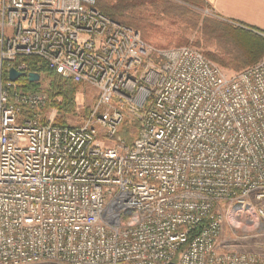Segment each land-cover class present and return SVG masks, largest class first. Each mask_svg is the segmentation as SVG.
<instances>
[{
  "label": "built area",
  "instance_id": "built-area-1",
  "mask_svg": "<svg viewBox=\"0 0 264 264\" xmlns=\"http://www.w3.org/2000/svg\"><path fill=\"white\" fill-rule=\"evenodd\" d=\"M30 56L97 90L82 124L9 79ZM225 219L264 235V55L226 73L95 0H0V264H264L219 249Z\"/></svg>",
  "mask_w": 264,
  "mask_h": 264
},
{
  "label": "rangeland",
  "instance_id": "rangeland-1",
  "mask_svg": "<svg viewBox=\"0 0 264 264\" xmlns=\"http://www.w3.org/2000/svg\"><path fill=\"white\" fill-rule=\"evenodd\" d=\"M137 2L132 13L135 15L138 23L146 28L144 39L149 44L158 47L191 45L201 50L226 73H232L241 69L221 65L213 59L212 55L223 56V53L220 46L216 44V41L206 39L205 32L211 31L210 27L212 26L210 25L212 23H204V19L214 18L218 21L222 20L215 18L210 9L197 8L179 0H137ZM132 28L135 29L134 26ZM139 32L141 33L140 29ZM38 81L41 83L39 90L48 93L49 79L41 76ZM96 97L97 90L95 88L80 84L74 98L75 107L64 116L65 122L68 125L82 124ZM49 98L50 100L43 107L42 113L44 119L47 120L49 118L54 121L60 116V113H58L54 105L49 103H52L55 99L59 100V98L50 97V95ZM136 126L135 123L125 122L119 130V134L128 139L130 138L129 133L135 130ZM99 139L103 138L99 137ZM242 217L243 219L251 218L247 213H243ZM263 243L264 235L250 234L241 226L232 224L231 220H224L218 239L220 250L259 252Z\"/></svg>",
  "mask_w": 264,
  "mask_h": 264
},
{
  "label": "trees",
  "instance_id": "trees-1",
  "mask_svg": "<svg viewBox=\"0 0 264 264\" xmlns=\"http://www.w3.org/2000/svg\"><path fill=\"white\" fill-rule=\"evenodd\" d=\"M96 7L106 16L117 22L135 27L141 31L140 35L144 39L146 28L138 23L135 15L132 13L137 5V0H95ZM183 3L193 5L197 8L209 9L210 7L204 0H179ZM139 3H141L139 1ZM212 23L211 31H206L205 36L208 40L216 41V44L222 49L223 56L212 55L213 59L221 65L232 66L236 69H242L256 63L264 55V35L258 34L251 29L240 27L226 21H218L214 18L204 19V23ZM206 27V26H205ZM207 29V28H206ZM145 40V39H144ZM28 72H36L49 79L47 91L50 97L55 99L54 105L60 116L53 122L55 125H68L65 122V115L75 107V94L79 83L70 79H64L59 74L50 70L46 65L36 57H26L23 59ZM25 89L39 90L40 81H29L27 76L18 79ZM90 111H88L89 114ZM87 117V116H86ZM130 141V138L127 139Z\"/></svg>",
  "mask_w": 264,
  "mask_h": 264
},
{
  "label": "crops",
  "instance_id": "crops-1",
  "mask_svg": "<svg viewBox=\"0 0 264 264\" xmlns=\"http://www.w3.org/2000/svg\"><path fill=\"white\" fill-rule=\"evenodd\" d=\"M215 18L264 35V0H204Z\"/></svg>",
  "mask_w": 264,
  "mask_h": 264
},
{
  "label": "water",
  "instance_id": "water-1",
  "mask_svg": "<svg viewBox=\"0 0 264 264\" xmlns=\"http://www.w3.org/2000/svg\"><path fill=\"white\" fill-rule=\"evenodd\" d=\"M27 76L29 81L36 82L40 80V74L36 72H29V73H24L17 71L14 68H11L8 73V77L12 81L18 80L20 77ZM169 264H174L173 262H170Z\"/></svg>",
  "mask_w": 264,
  "mask_h": 264
}]
</instances>
